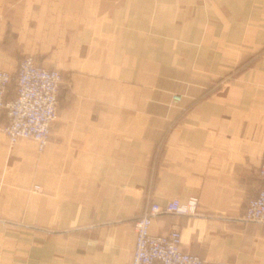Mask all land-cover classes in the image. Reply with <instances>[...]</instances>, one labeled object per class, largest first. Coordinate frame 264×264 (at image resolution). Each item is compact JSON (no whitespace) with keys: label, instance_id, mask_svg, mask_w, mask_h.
<instances>
[{"label":"crops","instance_id":"crops-1","mask_svg":"<svg viewBox=\"0 0 264 264\" xmlns=\"http://www.w3.org/2000/svg\"><path fill=\"white\" fill-rule=\"evenodd\" d=\"M25 55L63 79L42 150L0 129V264H130L136 218L191 196L151 232L264 264V0H0V68Z\"/></svg>","mask_w":264,"mask_h":264},{"label":"built area","instance_id":"built-area-1","mask_svg":"<svg viewBox=\"0 0 264 264\" xmlns=\"http://www.w3.org/2000/svg\"><path fill=\"white\" fill-rule=\"evenodd\" d=\"M62 79L59 69L38 65L31 55L18 60L15 72L0 68V114L6 118L0 129L10 142L30 138L37 142L40 150L43 149L57 118ZM257 174L264 180V157ZM197 208V196L186 201L174 197L164 204L152 202L135 220L130 264H205L199 255L181 248L179 229L171 228L164 233L150 230L152 218L158 213L194 214ZM241 217L264 223V185L248 199Z\"/></svg>","mask_w":264,"mask_h":264},{"label":"rangeland","instance_id":"rangeland-1","mask_svg":"<svg viewBox=\"0 0 264 264\" xmlns=\"http://www.w3.org/2000/svg\"><path fill=\"white\" fill-rule=\"evenodd\" d=\"M11 72V71H10ZM58 114V113H57ZM51 128H52V126H51ZM30 139V138H29ZM38 145V144H37Z\"/></svg>","mask_w":264,"mask_h":264}]
</instances>
